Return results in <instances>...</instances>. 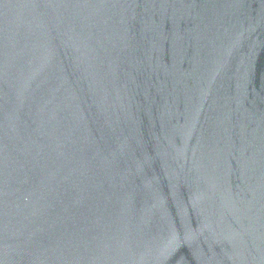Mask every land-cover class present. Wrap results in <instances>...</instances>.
<instances>
[{
    "label": "water",
    "instance_id": "95a60500",
    "mask_svg": "<svg viewBox=\"0 0 264 264\" xmlns=\"http://www.w3.org/2000/svg\"><path fill=\"white\" fill-rule=\"evenodd\" d=\"M0 264H264V0H0Z\"/></svg>",
    "mask_w": 264,
    "mask_h": 264
}]
</instances>
